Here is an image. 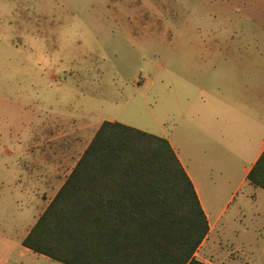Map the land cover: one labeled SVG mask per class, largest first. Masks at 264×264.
Masks as SVG:
<instances>
[{"label": "rangeland", "instance_id": "374dc122", "mask_svg": "<svg viewBox=\"0 0 264 264\" xmlns=\"http://www.w3.org/2000/svg\"><path fill=\"white\" fill-rule=\"evenodd\" d=\"M194 8L195 0H0L1 198L22 175L19 196L29 207L32 175L66 145V139L47 144V137L71 131L72 121L80 147L61 161L62 175L104 121L170 136L177 148L182 124L167 111L176 115L185 104L178 73L180 61L193 58ZM256 191V201L252 188L238 193L200 259L264 264V190ZM203 197L216 211L226 202L209 186ZM12 233L0 227L1 236ZM7 247L0 240V258ZM36 264L62 263L36 258Z\"/></svg>", "mask_w": 264, "mask_h": 264}, {"label": "crops", "instance_id": "0c3cea01", "mask_svg": "<svg viewBox=\"0 0 264 264\" xmlns=\"http://www.w3.org/2000/svg\"><path fill=\"white\" fill-rule=\"evenodd\" d=\"M193 17V58L180 61L183 68L178 73L185 104L176 115L167 111L182 124L177 148L170 136L160 137L174 148L206 213L210 231L196 257L213 264L207 258L200 259L199 252L205 250L238 193L252 188L249 196L256 201V190H263L250 184L247 177L264 154V0H195ZM74 122L69 123L71 131L61 135L55 130L47 137V144L66 139V145L59 156L56 149L52 155L49 152L42 171L32 175L34 186L27 193L28 208L19 196L22 175L12 183L7 200L0 194V227L14 232L0 235V240L10 246L1 253L0 264H36V258H47L26 248L23 242L78 162L68 175H62L61 161H69L75 147H80L74 139L78 131ZM82 122L81 132L88 129L87 120ZM39 158L40 153L36 164ZM235 165L240 172H233ZM208 186L213 194L226 197L219 211L203 197Z\"/></svg>", "mask_w": 264, "mask_h": 264}, {"label": "trees", "instance_id": "16d2710c", "mask_svg": "<svg viewBox=\"0 0 264 264\" xmlns=\"http://www.w3.org/2000/svg\"><path fill=\"white\" fill-rule=\"evenodd\" d=\"M247 180L264 190V154ZM209 231L170 142L104 121L23 245L62 264H208Z\"/></svg>", "mask_w": 264, "mask_h": 264}]
</instances>
